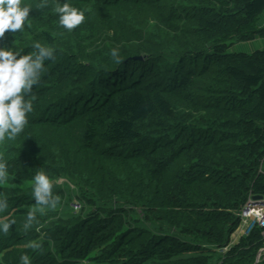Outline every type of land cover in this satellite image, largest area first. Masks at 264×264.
<instances>
[{
    "label": "trees",
    "instance_id": "trees-1",
    "mask_svg": "<svg viewBox=\"0 0 264 264\" xmlns=\"http://www.w3.org/2000/svg\"><path fill=\"white\" fill-rule=\"evenodd\" d=\"M56 2L22 0L31 28L0 38L21 55L34 41L53 49L25 96L24 131L0 143V223L15 221L0 232V264H204L172 258L205 245L253 264L261 229L233 247L230 236L249 195L264 197V48L237 53L227 41L252 38L264 0H68L85 12L72 31ZM38 171L79 186L78 216L36 212L26 227Z\"/></svg>",
    "mask_w": 264,
    "mask_h": 264
},
{
    "label": "clouds",
    "instance_id": "clouds-1",
    "mask_svg": "<svg viewBox=\"0 0 264 264\" xmlns=\"http://www.w3.org/2000/svg\"><path fill=\"white\" fill-rule=\"evenodd\" d=\"M40 8L47 7V0H42ZM32 7L22 3V0H0V38L6 32L24 34L25 28L30 29L28 22ZM53 12L59 15V25L72 31L85 21V12L72 6L68 0L61 3L57 0ZM34 49L29 54H20V50L13 51L12 47L0 46V143L5 139L15 140L24 131L28 123L27 114L33 111L31 100H26L32 91V86L37 84L44 61L51 59L53 49L42 45L39 41L32 44ZM111 55L118 59L116 49L111 50ZM9 179L8 164L0 154V184H5ZM32 195L37 207L30 209L27 215L26 227L36 219V212L43 214L46 208L56 209L60 197L53 196V183L44 171H38L33 178ZM8 208L5 198H0V212ZM15 221L0 223V232L8 233ZM38 248L39 244L30 245ZM20 264H32L28 255H21Z\"/></svg>",
    "mask_w": 264,
    "mask_h": 264
},
{
    "label": "rangeland",
    "instance_id": "rangeland-1",
    "mask_svg": "<svg viewBox=\"0 0 264 264\" xmlns=\"http://www.w3.org/2000/svg\"><path fill=\"white\" fill-rule=\"evenodd\" d=\"M151 25L153 24L152 20L149 22ZM264 28V11L260 15L259 19L255 22L254 30L255 34L252 35V38L248 40H240V39H232V41H227V44H229L230 51H234L237 53H246L251 54L255 52L257 49L259 50L260 47H264V37H261L260 34H257V32L262 31L261 29ZM53 183V196H57L59 192H62L60 197V203L58 204L56 209H50L46 208V211H49L51 213H55L56 216L54 218L61 217L62 219H69L73 216H78L82 208V206H86L83 203V192L79 188V186L74 182L71 181L68 178H65L63 176H55L51 179ZM121 203V202H120ZM113 205V204H111ZM122 207V205L114 204L113 208ZM127 208V207H125ZM86 210H93L90 206L85 207ZM243 208L240 210V212L237 214L240 220V223L238 227L235 229V231L230 236V247L237 246L242 237H245L248 234V230L250 228H253L254 225H256L259 229L261 227L259 226L258 222L253 216L250 217H243L242 216ZM134 219H140L142 222L143 215L139 212V210H135V215L133 217ZM136 219V220H137ZM140 225V223H138ZM138 225V226H139ZM142 225V224H141ZM145 226L152 232V233H158L159 229L155 225H150V223L146 222ZM165 231H163L162 235H175L172 231H167V228H163ZM169 232V233H168ZM260 245L257 246L256 252L262 250L264 248V239L260 238ZM200 249V248H199ZM229 246L227 248L223 247H217V246H209L205 245L201 247L200 250H197L196 254H188L183 256H177L175 258H172V260L184 258H194L195 256L200 257L201 261L204 264H239V262H236L225 258V253L228 251ZM255 252V253H256ZM255 254V260L253 264H264V252H262L259 255V258L256 260ZM246 254V253H244ZM165 262V261H163ZM257 262V263H256ZM160 261L158 259H152L148 261L147 264H159ZM87 264V262H86Z\"/></svg>",
    "mask_w": 264,
    "mask_h": 264
},
{
    "label": "built area",
    "instance_id": "built-area-1",
    "mask_svg": "<svg viewBox=\"0 0 264 264\" xmlns=\"http://www.w3.org/2000/svg\"><path fill=\"white\" fill-rule=\"evenodd\" d=\"M259 171L263 172V162ZM242 216L245 218L253 216L256 219L261 227V237L264 239V197L260 201H256L253 200V195L250 194L243 206Z\"/></svg>",
    "mask_w": 264,
    "mask_h": 264
},
{
    "label": "water",
    "instance_id": "water-1",
    "mask_svg": "<svg viewBox=\"0 0 264 264\" xmlns=\"http://www.w3.org/2000/svg\"><path fill=\"white\" fill-rule=\"evenodd\" d=\"M134 59H139V60H141L142 57H136V58H134ZM263 170H264V163H263ZM261 199H262L261 196H253V200L260 201ZM262 252H264V248H263L262 250L258 251V253H257V255H256V260L259 258V255H260ZM256 263H257V262H256Z\"/></svg>",
    "mask_w": 264,
    "mask_h": 264
},
{
    "label": "crops",
    "instance_id": "crops-1",
    "mask_svg": "<svg viewBox=\"0 0 264 264\" xmlns=\"http://www.w3.org/2000/svg\"><path fill=\"white\" fill-rule=\"evenodd\" d=\"M264 47H260V49L259 50H261V49H263ZM258 50V49H257Z\"/></svg>",
    "mask_w": 264,
    "mask_h": 264
}]
</instances>
